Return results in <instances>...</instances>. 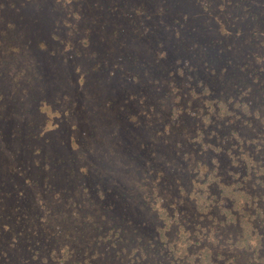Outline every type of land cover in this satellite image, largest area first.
I'll list each match as a JSON object with an SVG mask.
<instances>
[{"label":"rangeland","instance_id":"rangeland-1","mask_svg":"<svg viewBox=\"0 0 264 264\" xmlns=\"http://www.w3.org/2000/svg\"><path fill=\"white\" fill-rule=\"evenodd\" d=\"M0 264H264V0H0Z\"/></svg>","mask_w":264,"mask_h":264},{"label":"trees","instance_id":"trees-1","mask_svg":"<svg viewBox=\"0 0 264 264\" xmlns=\"http://www.w3.org/2000/svg\"><path fill=\"white\" fill-rule=\"evenodd\" d=\"M238 103V102H237ZM239 104V103H238ZM242 104V103H240ZM221 106H224L223 104H220ZM237 181H234V182H231V183H219L218 186H216V188H218V192L220 193V195L224 198V203H223V211L224 212V216L225 218H233V219H237L235 217V214L234 212L232 211V208L229 207L230 206H237L239 203H243V200H247V198L249 197L248 194L243 190V188L239 187V184L236 183ZM242 199V200H241ZM241 200V201H239ZM201 197L200 195L198 194L197 195V208H201ZM257 210V208H256ZM162 212V211H161ZM164 212V211H163ZM228 214V215H227ZM238 221H239V224L241 225V228H242V239L245 240L247 238H250L251 236V231H250V228H249V220L243 216V215H240L238 217ZM207 251L204 250L202 252V255H200V257L198 258L199 261L201 262L204 257H207ZM193 262V260H192Z\"/></svg>","mask_w":264,"mask_h":264}]
</instances>
